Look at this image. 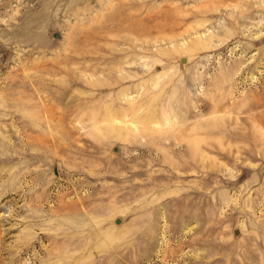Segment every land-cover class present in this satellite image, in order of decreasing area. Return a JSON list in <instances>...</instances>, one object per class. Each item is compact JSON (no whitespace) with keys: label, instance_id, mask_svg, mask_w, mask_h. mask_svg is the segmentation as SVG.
<instances>
[{"label":"rangeland","instance_id":"374dc122","mask_svg":"<svg viewBox=\"0 0 264 264\" xmlns=\"http://www.w3.org/2000/svg\"><path fill=\"white\" fill-rule=\"evenodd\" d=\"M0 264H264V0H0Z\"/></svg>","mask_w":264,"mask_h":264},{"label":"bare ground","instance_id":"6f19581e","mask_svg":"<svg viewBox=\"0 0 264 264\" xmlns=\"http://www.w3.org/2000/svg\"><path fill=\"white\" fill-rule=\"evenodd\" d=\"M238 2H239V1H238ZM234 19L238 20V16L235 15V16H234ZM210 40H211V39H210ZM210 40H209V41H210ZM205 41H207V40H205ZM195 47H196V45H195ZM159 79H160V78H159ZM159 79H158V80H159ZM158 83H159V81H156L154 84H155V85H158ZM168 120L171 121V120H173V119H172L171 117H169ZM114 121H115V120H114ZM132 124H135V126L137 127V124H136V123H132Z\"/></svg>","mask_w":264,"mask_h":264}]
</instances>
